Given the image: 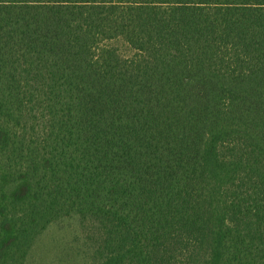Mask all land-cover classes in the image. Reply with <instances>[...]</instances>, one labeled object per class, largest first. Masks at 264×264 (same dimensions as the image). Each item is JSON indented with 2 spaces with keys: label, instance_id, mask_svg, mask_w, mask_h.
<instances>
[{
  "label": "trees",
  "instance_id": "trees-1",
  "mask_svg": "<svg viewBox=\"0 0 264 264\" xmlns=\"http://www.w3.org/2000/svg\"><path fill=\"white\" fill-rule=\"evenodd\" d=\"M71 216L91 264H264V0H0V264Z\"/></svg>",
  "mask_w": 264,
  "mask_h": 264
},
{
  "label": "rangeland",
  "instance_id": "rangeland-1",
  "mask_svg": "<svg viewBox=\"0 0 264 264\" xmlns=\"http://www.w3.org/2000/svg\"><path fill=\"white\" fill-rule=\"evenodd\" d=\"M86 256L78 218L71 216L50 223L38 235L24 264H91Z\"/></svg>",
  "mask_w": 264,
  "mask_h": 264
}]
</instances>
